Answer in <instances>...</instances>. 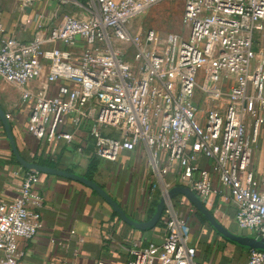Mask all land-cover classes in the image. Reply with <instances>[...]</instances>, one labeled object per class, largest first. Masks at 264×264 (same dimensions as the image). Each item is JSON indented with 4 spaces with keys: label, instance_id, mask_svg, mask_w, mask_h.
<instances>
[{
    "label": "built area",
    "instance_id": "2783aa9c",
    "mask_svg": "<svg viewBox=\"0 0 264 264\" xmlns=\"http://www.w3.org/2000/svg\"><path fill=\"white\" fill-rule=\"evenodd\" d=\"M161 1H75L79 17L39 24L29 42L0 24V81L21 89L27 131L40 143L75 144L83 155L88 132L91 155L111 163L142 148L165 192L182 185L208 207L217 196L230 201L238 229L264 238V176L254 167L264 138V54L254 49L264 0H185L186 37L132 31L133 17ZM19 175V197L0 200V264H21L19 241L44 228L41 174ZM181 210L167 203L161 244L120 245L123 264H205ZM244 264H264V251L250 250Z\"/></svg>",
    "mask_w": 264,
    "mask_h": 264
},
{
    "label": "crops",
    "instance_id": "0c3cea01",
    "mask_svg": "<svg viewBox=\"0 0 264 264\" xmlns=\"http://www.w3.org/2000/svg\"><path fill=\"white\" fill-rule=\"evenodd\" d=\"M51 5L43 0L31 6H26L23 0H0V24L8 36L29 42L39 24L53 23L55 12ZM256 33L264 44V30ZM258 52L264 54V50ZM0 104L9 116L17 147L24 159L36 163L47 161L56 169L87 178L91 175L89 179L105 189L132 218L138 221L150 219L151 207L158 196L152 187L149 158L142 148L122 153L114 164L101 160L95 170L90 171L93 139L88 132L82 135L87 145L83 155L77 153L75 144H43L27 131L28 119L21 104L20 88L0 81ZM260 145L254 157V167L264 176V138ZM202 165L210 169L207 161ZM20 168L0 121V200L12 202L19 197L22 185ZM108 169L112 172L106 177ZM38 192L45 199L42 210L44 228L34 239L19 241L21 264H71L74 261L94 264L101 258L107 264H123L126 257L120 252V245H129L133 238L161 244L166 234L165 226L145 232L131 228L95 191L73 180L41 174ZM215 198L219 200L217 206L214 205ZM215 198L209 206H223L221 197ZM224 207L227 216L234 219V210ZM199 226L202 237L192 238L198 260L205 264H241L238 259L243 249L217 238L210 239L203 230L205 227ZM207 228V231L212 230L209 226Z\"/></svg>",
    "mask_w": 264,
    "mask_h": 264
},
{
    "label": "rangeland",
    "instance_id": "374dc122",
    "mask_svg": "<svg viewBox=\"0 0 264 264\" xmlns=\"http://www.w3.org/2000/svg\"><path fill=\"white\" fill-rule=\"evenodd\" d=\"M48 1L52 3V11L55 12L54 18H53V26H57L61 24V22L69 16H80L81 10L80 8L74 4L75 1L82 3L84 0H43ZM184 6H185V0H164L161 1L147 10L137 14L130 22V27L132 31L139 32L141 30L145 29H153L157 33H159L162 37H167L168 35H179L181 37L187 36V29L183 25V13H184ZM254 49L258 52V50H264V44L261 43V41L258 39L257 33L254 35ZM111 163V162H109ZM114 164V163H112ZM111 170V169H110ZM106 172V177L108 174L110 175V171ZM114 170V168L112 169ZM150 174L153 177L152 187L155 188L157 199L155 200V203L157 204L162 195L165 192L164 182L161 179H158L152 169L150 168ZM111 177V176H110ZM114 177V176H113ZM215 203L214 205L217 206L218 199H214ZM180 201L181 204L184 205V203H188L183 197L179 198L175 201V203L178 204L180 207ZM206 204V203H205ZM207 205V204H206ZM226 209H233V205L230 201H226L223 203V206L221 207H208L211 212L222 222V224L227 227L228 229L232 230L235 233H243L241 232L238 227L235 224V221L232 217L227 216L226 212L224 211L225 207ZM183 207V206H181ZM155 208V206L151 207ZM182 216L187 217L190 227H191V234L192 238L196 237L199 239L202 237V232L199 229V225L205 227L203 229L205 232L208 233V237L211 238H217L220 241H223L222 238H219L213 230L207 231V227L205 224H202L200 222V216L199 213H190L189 210L182 208ZM201 223V224H200ZM200 231V232H199ZM206 233V234H207ZM249 257V252L244 251L243 254L239 256L238 261L241 264H244L247 262Z\"/></svg>",
    "mask_w": 264,
    "mask_h": 264
},
{
    "label": "water",
    "instance_id": "95a60500",
    "mask_svg": "<svg viewBox=\"0 0 264 264\" xmlns=\"http://www.w3.org/2000/svg\"><path fill=\"white\" fill-rule=\"evenodd\" d=\"M0 121L2 123L4 132L10 144L11 150L14 154V157L20 167L26 170H34L40 174L53 175L62 177L65 179L73 180L78 183L85 185L91 190L95 191L117 214L118 218L121 219L126 225L138 231H150L155 229L163 218V213L166 208V205L169 201H172L176 197H183L197 213L201 214L204 219L207 221L209 226L222 238L229 241L230 243L238 246L242 249L247 250H261L264 251V238H255L251 236H244L238 233L233 232L232 230L225 227L222 222L211 212L208 206L202 201L192 189L177 185L166 191L160 198L156 209L152 217L147 221H138L132 218L126 213V211L121 207L120 204L99 184L94 180L84 177L80 174L71 173L68 171H62L53 167L43 166L36 162L28 161L24 159L19 152L17 143L12 131L9 117L4 111L0 104Z\"/></svg>",
    "mask_w": 264,
    "mask_h": 264
},
{
    "label": "trees",
    "instance_id": "16d2710c",
    "mask_svg": "<svg viewBox=\"0 0 264 264\" xmlns=\"http://www.w3.org/2000/svg\"><path fill=\"white\" fill-rule=\"evenodd\" d=\"M99 161H101L100 159H98V158H96V157H94L93 156V158H92V160H91V166H90V171H94L95 170V168H96V166H97V164H98V162ZM38 164H40V165H43V166H48V167H55V165L54 164H52V163H50V162H47V161H42V160H39L38 161ZM88 178H92V176L91 175H88ZM179 198H181V197H176V198H174L173 200L174 201H176V200H178ZM158 204V203H157ZM157 204L155 203L153 206H155V208H153V209H151V211L154 213V211H155V209H156V206H157ZM177 204V203H176ZM177 206H178V204H177ZM181 206H183V207H181ZM179 207V206H178ZM179 208H185L186 209V206L185 205H183V204H181V201H180V207ZM195 213V212H194ZM196 214H198L197 212H196ZM116 216H117V214H115ZM153 215V214H152ZM199 216H200V222L202 223V224H205L206 226H209V224L207 223V221L204 219V217L201 215V214H199ZM152 217V216H151ZM150 217V218H151ZM233 217H234V212H233ZM200 223V224H201ZM163 226H165V222L163 221V220H161V222L158 224V227H163ZM210 227V226H209ZM211 228V227H210ZM212 229V228H211ZM213 230V229H212ZM214 231V230H213ZM216 233V232H215ZM217 234V233H216ZM238 234H240V233H238ZM220 238H222L219 234H217ZM241 235H244V236H246L244 233H242ZM223 239V242L224 243H229V244H232V243H230L229 241H227V240H225L224 238H222ZM234 245V244H233ZM242 249V248H241ZM244 251H248L249 252V250H247V249H243Z\"/></svg>",
    "mask_w": 264,
    "mask_h": 264
}]
</instances>
